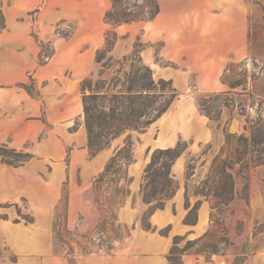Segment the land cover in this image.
Segmentation results:
<instances>
[{"label":"rangeland","instance_id":"rangeland-1","mask_svg":"<svg viewBox=\"0 0 264 264\" xmlns=\"http://www.w3.org/2000/svg\"><path fill=\"white\" fill-rule=\"evenodd\" d=\"M66 1L76 2V0ZM248 1L247 50L243 55H236L229 51L224 56V64L219 77L221 88L219 89L199 90V69L206 67L205 62L193 61L190 63L188 61L189 52H184L182 58L178 60L166 57L163 53L164 40L148 39L142 25L130 27L131 29L121 33L109 27L104 28L101 45L95 50L94 58L96 51L104 47L106 32L110 34L111 31H114L117 39L109 52H103L99 63L95 60V67L80 82L81 98L90 94V77L95 80L99 76V71H102V78L112 75L123 77L129 69V56L137 41L142 44L141 60L151 67L153 77L170 79L177 95L168 109L145 129L121 133L94 156H90L86 146L90 166L87 167L84 162H79L69 171L68 178L66 177L62 182H59L58 179L62 177V172L67 168L58 170L51 167L50 163L43 165L40 163V157L29 152L28 160L35 162L33 166L25 164L28 160L18 165L7 164L0 160V264H32L30 255L33 248L30 247V244L40 243L43 238H37V235L31 238L28 232H23L22 225L36 222V225L41 226L48 219L47 208L52 202H46L47 197L51 196L54 199V208L62 197V188L66 179L71 186L67 226L78 235L77 238L82 244L86 243L88 236H94L96 239L88 245L90 252H78V258L73 260V263H67L62 257L63 263L90 264V253L105 252L96 246L97 235L94 227L99 213L95 203L94 189L91 187V179L103 169L113 150L122 144L127 133H130L133 140V161L128 167V174L131 178L128 184L130 192L126 196L124 204L117 208L116 215L120 222L125 223L131 229L137 224L144 228L141 219L148 205L142 202L139 186L152 153L159 148L172 147L178 140L191 141V144L171 165V173L177 182V189L172 197L165 200L164 206L168 203L171 205L178 190L185 192L186 166L191 158L195 160V168L188 183L198 185L204 178L207 163L213 152L224 142V129L230 134L246 138V147L239 146L241 159L231 172L234 182V198L224 208L223 223L215 229L218 231L217 234H220L221 227L224 226L230 245L223 254H215L207 259L202 255L196 258L206 259L214 264H264V143L257 146L262 150L258 162L256 160L257 153L252 151L251 143L252 134L259 138L264 132V0ZM44 2L45 0H41L37 7L15 17L17 20H26L28 23L27 34L30 37L27 35L25 40L22 38L14 40L4 39L3 35L8 26L10 27L6 5L11 4L12 0H0V81L5 79L7 73L13 72L12 69L8 72V64L10 63V67H12L13 62L20 59L16 50L26 51L29 58H34L38 62V55L35 54L39 53L40 47L34 34L44 42H50L43 47V51L49 52L54 47L50 36L60 37L54 32L57 27L61 32H72L86 18L85 13L76 12L69 14L70 17L55 20L50 30L42 28L48 19L50 20L54 16L59 18L60 15L59 12H54L53 15L40 13ZM104 2H107L109 6L110 0H102L99 3L100 8L103 7ZM36 9L37 11H35ZM147 23L145 24L148 25L149 23ZM82 37L78 46L80 51L90 47V40H85L84 35ZM103 64L105 65L103 66ZM66 74H69V71H66ZM30 78L34 80L35 86L39 90L44 82L37 81L33 71L29 70L24 81L27 86L31 85ZM0 86L2 85L0 84ZM20 88L25 90L23 87ZM220 92L226 94L215 96ZM201 94H207L208 103L214 106L223 101H228L232 105L223 108L218 120H211L197 104V96ZM81 121L85 124L84 113L81 116ZM257 128H261L263 131H256ZM206 129L209 136L203 140V132ZM6 144L13 147L9 143ZM29 145L27 143L25 149ZM208 145H211L210 151L202 154ZM237 145L236 142L234 146ZM21 151L27 152L24 149ZM203 160L206 162L201 165ZM66 161L67 158L64 159V162L69 163ZM241 165L244 168H241ZM4 168L7 169L4 170ZM197 199H201L199 208L204 204L209 206L208 202L203 200L200 195L190 196L189 205L192 206ZM139 206L143 208L137 212ZM40 212H43V216ZM149 222L151 229L148 230L153 229L160 233V230L164 228L155 226L150 217ZM12 223L21 227L20 231L16 233H19V236L16 237V242L13 244L9 241L10 234H8V226ZM208 224L207 222L206 230ZM166 233L170 234V225H168ZM182 236L185 238L181 241V245L186 239H192L187 235ZM114 247L115 250L120 249L122 243L115 244ZM41 249L44 247L42 246Z\"/></svg>","mask_w":264,"mask_h":264},{"label":"crops","instance_id":"crops-1","mask_svg":"<svg viewBox=\"0 0 264 264\" xmlns=\"http://www.w3.org/2000/svg\"><path fill=\"white\" fill-rule=\"evenodd\" d=\"M100 1L76 0L71 3L66 0H45L40 13L53 15L59 12L60 15L59 18L54 16L48 19L42 28L50 30L55 20L70 17L69 14L76 12L85 13L86 18L74 28L70 36H50L53 54L43 65L29 58L26 51L16 50L20 59L15 60L12 67L8 64V72L11 69L13 72L7 73L5 79L0 81V143H9L17 150L24 149L40 157L43 165L50 163L51 167L58 170L67 168L62 172L59 182L79 162L90 166L86 151L87 131L81 121L83 102L80 82L95 67L94 53L101 45L104 28L109 27L121 33L130 27L142 25L148 39L164 40L163 53L166 57L178 60L184 52H189L190 63L204 61L206 67L199 69L198 78L201 91L221 88L219 77L224 56L229 51L243 55L247 50L248 0H158L160 11L153 20L116 26L104 22L103 14L110 4L108 6L104 2L100 8ZM40 3L41 0H12L11 4L6 5L10 27L3 34L4 39H27L28 23L15 17ZM146 22L149 24L146 25ZM82 35L85 40H90V47L80 51L78 46ZM29 70L33 71L37 81L44 82L38 90V96H32L20 88ZM208 134V130H204L202 139H207ZM27 143L30 145L25 149ZM65 158L69 163L64 162ZM25 164L33 166L35 162L28 160ZM67 185L68 210L71 186L68 182ZM46 202L52 203L47 208L48 219L41 226L36 225V222L22 225L23 232H28L31 238L35 235L43 238L40 243L30 244L33 248L30 258L32 264H64L62 256L52 252L54 199L48 196ZM142 208L139 206L137 212ZM187 210L185 195L182 190H178L171 205L168 203L149 216L155 226L170 225V234L146 230L137 224L132 227L128 237L116 243H122L120 249L115 250L114 247L110 252L90 253V264H168L167 254L172 237L177 234L196 238L206 231L209 223L210 207L207 204L200 206L196 223L192 225L184 222ZM40 213L43 216V212ZM8 227L9 241L13 244L21 227L13 223ZM42 246L44 249H41ZM183 259L185 264H214L206 259H197L194 255H185Z\"/></svg>","mask_w":264,"mask_h":264},{"label":"trees","instance_id":"trees-1","mask_svg":"<svg viewBox=\"0 0 264 264\" xmlns=\"http://www.w3.org/2000/svg\"><path fill=\"white\" fill-rule=\"evenodd\" d=\"M37 11V9L35 10ZM160 11L158 0H110V6L104 11L103 20L113 26L122 23L153 20ZM56 33L68 37L72 32H61L58 27ZM34 38L39 44L38 64L43 65L53 54L43 51V47L49 44L44 42L36 34ZM117 35L114 31L105 34L104 47L96 51L95 60L99 63L103 52H109ZM142 44L135 42L129 56V69L123 77L112 75L102 78L99 71L95 80L90 77V94L82 97L85 127L87 130V149L90 156H94L101 148L107 146L116 136L129 130H143L149 124L161 116L175 99L177 93L170 79L154 78L149 65L142 62L140 51ZM105 64H103L104 66ZM31 85L20 83L30 95L38 96L39 91L35 82L30 78ZM232 87V86H230ZM225 92L215 94L223 96ZM206 95L197 96V104L211 120H218L223 108L232 103L223 101L214 106L208 103ZM256 131H263L261 128ZM224 142L213 152L204 178L198 185L188 183L189 177L194 172V159L191 158L186 166L185 206L188 209L184 217L186 224H195L197 211L201 199H197L192 206L189 205V197L200 195L207 201L210 207L208 229L200 236L186 239L182 235L172 237V245L167 254L168 264H185V255H202L206 259L215 254H223L230 245L224 226L222 232L217 234L216 228L223 223L224 208L234 198V182L232 170L239 163V146L246 147V138L235 136L223 130ZM237 142V146L234 144ZM252 151L257 153V162L260 161V148L264 143V132L257 138L252 134ZM191 141L178 140L172 147L156 149L147 163L142 181L139 186V194L142 202L148 205L142 216V225L145 229H151L150 214L156 209H162L164 202L175 194L177 182L171 173V165L186 150ZM208 145L202 154L210 151ZM30 154L0 143V160L7 164L18 165L28 160ZM133 161V140L127 133L121 145L115 147L111 156L103 166V169L91 179V187L95 193V203L98 208V219L94 230L97 235L96 246L106 252L111 251L117 242L130 235L131 229L125 223L117 219L116 210L124 204L129 194L128 184L131 178L128 167ZM206 161L203 160L201 165ZM244 168V166H240ZM246 185L244 186V189ZM63 194L60 201L54 207L51 224L52 252L60 255L67 263H73L78 258V252L88 251V245L96 237L88 236L86 243L82 244L77 234L67 226L68 185L64 182ZM167 227L160 230L166 234Z\"/></svg>","mask_w":264,"mask_h":264}]
</instances>
